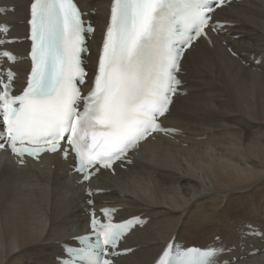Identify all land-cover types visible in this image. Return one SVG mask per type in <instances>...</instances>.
<instances>
[{
    "label": "bare ground",
    "instance_id": "obj_1",
    "mask_svg": "<svg viewBox=\"0 0 264 264\" xmlns=\"http://www.w3.org/2000/svg\"><path fill=\"white\" fill-rule=\"evenodd\" d=\"M76 1L95 27L89 89L112 0ZM31 3L0 0V10L6 9L0 23L11 29L1 39L28 38ZM214 17L230 26L186 53L180 71L185 95L176 97L164 120L178 136L146 142L127 171L91 184L107 191L93 197L97 206L122 209L118 221L149 220L124 240L122 247L135 251L116 264H154L175 238L184 248L221 249L214 264H264V0L233 3ZM8 46L17 62L0 63L16 71L22 89L30 43ZM195 163H211L212 175L199 176L189 166ZM75 165L72 157L55 155L18 168L10 155L0 156V264H59L65 245L79 246L74 239L88 232L89 198Z\"/></svg>",
    "mask_w": 264,
    "mask_h": 264
},
{
    "label": "snow or ice",
    "instance_id": "obj_2",
    "mask_svg": "<svg viewBox=\"0 0 264 264\" xmlns=\"http://www.w3.org/2000/svg\"><path fill=\"white\" fill-rule=\"evenodd\" d=\"M224 0H112L110 22L85 96L82 66L87 27L74 0H32L30 4L31 70L27 86L13 95L14 72L0 76V150L23 158L63 152L70 146L77 171L88 180L98 168L109 169L154 132L165 116L181 80L180 62L194 40L206 36L213 5ZM179 25V27H177ZM0 26V35L7 32ZM6 44L0 39V46ZM0 58L16 61L9 50ZM4 65H0V72ZM83 101V110L79 109ZM7 146V149H6ZM91 195V193H90ZM92 213L90 236L79 239L84 264H113L111 256L132 221L114 222L113 212ZM139 222V221H137ZM95 238V243L89 240ZM125 252L130 249H125ZM174 252V254H173ZM215 250L175 249L168 244L157 264H211Z\"/></svg>",
    "mask_w": 264,
    "mask_h": 264
},
{
    "label": "rangeland",
    "instance_id": "obj_3",
    "mask_svg": "<svg viewBox=\"0 0 264 264\" xmlns=\"http://www.w3.org/2000/svg\"><path fill=\"white\" fill-rule=\"evenodd\" d=\"M212 150H213L214 154H218L219 153V152L215 151L216 148L215 149L212 148ZM188 164H189V162H188ZM189 166L191 167V170L199 173L200 174L199 176H205L206 173H210L212 175L213 167H214L211 163L210 164L209 163H195L194 166L192 164H190ZM206 177H205V179L207 180V182L210 183L211 182L210 178L209 177L206 178Z\"/></svg>",
    "mask_w": 264,
    "mask_h": 264
}]
</instances>
